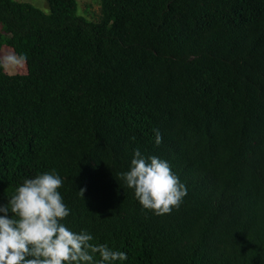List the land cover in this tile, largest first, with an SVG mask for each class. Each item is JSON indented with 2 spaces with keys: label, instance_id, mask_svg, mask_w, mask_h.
<instances>
[{
  "label": "trees",
  "instance_id": "1",
  "mask_svg": "<svg viewBox=\"0 0 264 264\" xmlns=\"http://www.w3.org/2000/svg\"><path fill=\"white\" fill-rule=\"evenodd\" d=\"M45 1L0 0V51L27 56L0 63V206L55 169L111 264H264V0ZM136 149L186 186L169 214L120 178Z\"/></svg>",
  "mask_w": 264,
  "mask_h": 264
},
{
  "label": "clouds",
  "instance_id": "2",
  "mask_svg": "<svg viewBox=\"0 0 264 264\" xmlns=\"http://www.w3.org/2000/svg\"><path fill=\"white\" fill-rule=\"evenodd\" d=\"M26 61L25 54H10L0 63L15 69ZM154 133L155 143L161 144L160 131ZM119 175L134 190L142 208L157 216L178 208L187 195L186 186L166 160L146 158L139 149L134 152L129 170ZM62 185L55 169L37 174L25 179L7 205L0 206V264H111L127 260V253L113 250L108 244L92 243L89 232H75L63 223L70 209L58 191ZM83 191L79 192L81 196Z\"/></svg>",
  "mask_w": 264,
  "mask_h": 264
},
{
  "label": "rangeland",
  "instance_id": "3",
  "mask_svg": "<svg viewBox=\"0 0 264 264\" xmlns=\"http://www.w3.org/2000/svg\"><path fill=\"white\" fill-rule=\"evenodd\" d=\"M18 2H26L34 7L40 9L44 13H48L49 9L47 6V3L45 0H15ZM78 3V14L83 15L85 18H87L90 21H97L100 11V4L99 0H77ZM14 54L12 52V49L4 46L0 51V58L3 60V58L7 55ZM15 55V54H14ZM5 72L9 75L14 74H26L25 71V65L23 67H18L15 69L9 68L6 65H4Z\"/></svg>",
  "mask_w": 264,
  "mask_h": 264
}]
</instances>
